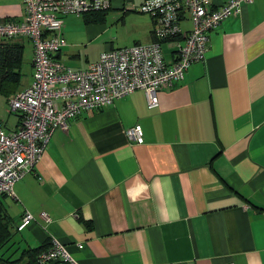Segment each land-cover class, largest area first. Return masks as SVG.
<instances>
[{
    "label": "crops",
    "instance_id": "crops-1",
    "mask_svg": "<svg viewBox=\"0 0 264 264\" xmlns=\"http://www.w3.org/2000/svg\"><path fill=\"white\" fill-rule=\"evenodd\" d=\"M142 2L109 0L100 21L65 16L56 60L83 70L105 49L150 42ZM5 19H23L20 0H0ZM15 39L26 67L5 101L31 79V44ZM173 50L161 42L165 62ZM157 96L147 108L132 91L52 133L15 198L0 197L12 228L33 217L18 246L57 242L76 264H264V0L210 30L204 59ZM135 124L139 144L123 133Z\"/></svg>",
    "mask_w": 264,
    "mask_h": 264
},
{
    "label": "built area",
    "instance_id": "built-area-1",
    "mask_svg": "<svg viewBox=\"0 0 264 264\" xmlns=\"http://www.w3.org/2000/svg\"><path fill=\"white\" fill-rule=\"evenodd\" d=\"M251 1L143 0L137 9L151 19L152 40L105 49L85 69L75 71L53 57L64 45L60 35L64 18L107 9L109 0H20L23 19L0 21V38L25 37L30 42L31 79L6 100L17 118L12 131L5 133L0 125V196L15 198L13 183L38 162L52 133L66 130L68 119L135 90L143 92L147 108L157 106L159 88L181 80L191 63L204 59L210 30ZM186 15L191 26L182 30L179 22ZM161 42L174 45L170 63L163 59ZM123 133L136 144L143 141L137 124ZM31 221L32 215L23 211L13 228L19 232ZM54 260L76 264L57 242L37 255L39 263Z\"/></svg>",
    "mask_w": 264,
    "mask_h": 264
},
{
    "label": "trees",
    "instance_id": "trees-1",
    "mask_svg": "<svg viewBox=\"0 0 264 264\" xmlns=\"http://www.w3.org/2000/svg\"><path fill=\"white\" fill-rule=\"evenodd\" d=\"M105 10L82 15L85 21H100L101 14ZM15 38L18 37L0 38V95L2 96H7L19 84L22 44ZM47 246V244L36 247L18 246L17 231L12 228L10 218L0 202V264H68L63 261L39 263L37 255Z\"/></svg>",
    "mask_w": 264,
    "mask_h": 264
},
{
    "label": "rangeland",
    "instance_id": "rangeland-1",
    "mask_svg": "<svg viewBox=\"0 0 264 264\" xmlns=\"http://www.w3.org/2000/svg\"><path fill=\"white\" fill-rule=\"evenodd\" d=\"M27 42L25 40H23V45H25V48L28 49V46L26 45ZM22 62H21V66L24 64V67H26L25 65V61H26V53L22 54V58H21ZM21 83H22V79H21ZM20 84V81H19ZM16 115L15 113L10 112L9 110V106L7 105V102L5 101V98L0 95V125L2 128V131L7 133L9 131H12L14 128V124L16 122Z\"/></svg>",
    "mask_w": 264,
    "mask_h": 264
},
{
    "label": "water",
    "instance_id": "water-1",
    "mask_svg": "<svg viewBox=\"0 0 264 264\" xmlns=\"http://www.w3.org/2000/svg\"><path fill=\"white\" fill-rule=\"evenodd\" d=\"M53 57H55V54H53Z\"/></svg>",
    "mask_w": 264,
    "mask_h": 264
}]
</instances>
